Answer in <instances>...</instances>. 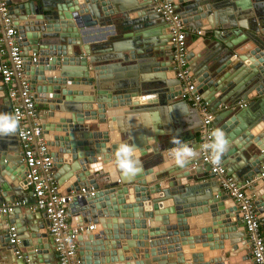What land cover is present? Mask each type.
Returning <instances> with one entry per match:
<instances>
[{"label":"water","instance_id":"1","mask_svg":"<svg viewBox=\"0 0 264 264\" xmlns=\"http://www.w3.org/2000/svg\"><path fill=\"white\" fill-rule=\"evenodd\" d=\"M168 1L198 35L191 42L185 33V59L195 93L214 114L212 130L223 129L230 141L221 165L264 223V0ZM5 4L59 193L93 192L66 205L71 226L93 225L76 235L79 264H253L240 247L246 239L235 204L218 181L201 179L209 168L200 157L175 167L168 152L174 136L199 148L200 118L178 96L168 25L151 0ZM242 64L247 73L237 79ZM238 101L248 105L231 110ZM0 113H11L1 81ZM120 115L142 127L126 142L143 166L132 179L115 164ZM170 122L190 133H171ZM24 174L15 135L0 137V202L23 198ZM37 213L20 218L14 209V223L0 217V264H57L45 215ZM188 223L198 232L190 235Z\"/></svg>","mask_w":264,"mask_h":264},{"label":"built area","instance_id":"2","mask_svg":"<svg viewBox=\"0 0 264 264\" xmlns=\"http://www.w3.org/2000/svg\"><path fill=\"white\" fill-rule=\"evenodd\" d=\"M154 10L168 25L169 45L172 50L174 77L180 82L179 98L195 109L200 118L198 146L208 142L212 130L213 114L207 104L195 93V83L187 69L185 26L168 0H151ZM196 33V32H195ZM19 37L13 26L5 0H0V81L6 88L11 114L20 121V129L15 134L19 144L22 165L25 168V185L31 192L33 203L30 209L43 211L47 221L46 235L53 245L57 264H79L77 259L76 235L93 229V225L71 226L66 216V205L73 197L91 196V189L80 188L77 192L60 194L53 179V163L42 131L35 118L36 108L23 72L24 58L17 44ZM35 61V56H31ZM246 103L239 101L233 109H243ZM201 166H207L209 173L219 183L222 193L236 206L241 216V224L246 239L250 259L253 264H264V237L261 220L256 216L253 198H248L243 187L229 176L221 163L214 165L209 154L201 150ZM264 174H260L263 176ZM26 206L24 200L0 202V217L8 216L14 209ZM8 240L15 241L14 228L8 229Z\"/></svg>","mask_w":264,"mask_h":264},{"label":"clouds","instance_id":"3","mask_svg":"<svg viewBox=\"0 0 264 264\" xmlns=\"http://www.w3.org/2000/svg\"><path fill=\"white\" fill-rule=\"evenodd\" d=\"M20 129L19 119L11 113H0V137L17 134ZM174 146L168 150L173 164L178 168H186L201 155V150L209 154L212 164L219 165L223 156L229 151L230 141L223 129L215 128L209 134L208 142L197 147L178 137L170 141ZM137 148L129 143H120L115 151V164L125 179L135 178L143 171V166L136 156Z\"/></svg>","mask_w":264,"mask_h":264},{"label":"crops","instance_id":"4","mask_svg":"<svg viewBox=\"0 0 264 264\" xmlns=\"http://www.w3.org/2000/svg\"><path fill=\"white\" fill-rule=\"evenodd\" d=\"M203 28H205V24L203 25ZM185 33H189V35H190V39H189V41H195L197 38H198V35L193 31V30H190V29H188V28H186L185 29ZM188 40H187V38H186V42H187ZM189 41H188V44H189ZM111 42V41H110ZM197 62L198 61H196L195 63L197 64ZM189 66L187 65V69L189 70ZM246 69H247V67L244 65V64H242V66L240 67V69L238 68L237 70H236V72H238L239 73V70H240V73H239V75L241 74V76H238V78L237 79H239V77L240 78H242V76H243V74L246 72L247 73V71H246ZM235 72H233V70L232 69H230V70H228V72L226 73L227 75H233ZM106 76H111V73L110 74H107V75H105V77ZM192 77V79H193V76H191ZM246 103V106L248 105L247 104V102H245ZM222 109V107H219V108H217V110H221ZM38 110H40V109H37V111ZM216 110V112H219V111H217ZM121 117H122V125H123V127L122 126H120V130L122 131V136H121V138H120V136H119V142L116 144V145H119L120 143H126L127 141L129 142V140H131V138L129 137V135L128 134H130V135H133L134 134V132H136L137 133V131H141L142 130V127L140 128V127H135V126H133V124H130L129 122H128V120H127V116H123V115H120ZM141 118V117H140ZM213 119H214V114H213ZM212 122H213V120H212ZM211 122V123H212ZM212 126V125H211ZM98 131L97 132H102L101 130L102 129H100V124H98ZM169 129H170V132L172 133V132H175V131H177L178 133H184V132H187V133H190V131L188 130L189 129V126L186 124H184V125H178V124H176V123H173V122H170V124H169ZM117 131H118V129H117ZM50 136V135H49ZM195 136H196V140H197V137H198V133H195ZM124 138V139H123ZM110 145V144H109ZM112 145V144H111ZM113 145H115V144H113ZM194 147H196V145L194 144ZM71 179H73V178H71ZM201 179H204V180H213V181H215V182H217V180L215 179V177H213L212 175H210V173H204V175L201 177ZM72 181V180H71ZM245 186H246V188H248L249 186H250V184L248 183V182H246V184H245ZM30 195V190L27 188L24 192H23V194H21V196L23 197V198H20V199H17V198H14L13 199V201L14 200H24L25 202H26V206H23V207H20L19 209H20V214L18 215L20 218H23L24 216H26L27 215V213H28V211L30 210L35 216H37L38 217V213H37V211H33L32 209H30V206L32 205V203H33V198L32 197H30L29 196ZM2 203H7V202H5V201H3ZM4 217V216H3ZM2 217V218H3ZM201 217V216H200ZM8 218L9 219H11L12 220V222L14 221V218H13V215H8ZM194 219H196V217H194ZM68 221H69V223H70V225H71V221H70V219H68ZM34 222H36V221H34ZM43 222H44V224H45V226H44V231H45V234H46V229H47V221H46V219L45 220H43ZM14 223V222H13ZM261 223H262V229H263V237H264V223L261 221ZM88 225H92V223H90V224H88ZM87 226V225H86ZM42 231V230H41ZM41 231H39V232H41ZM188 231H189V233H190V235L191 234H195V233H197L198 232V230L195 228V226H194V224H192V226L190 227V229H189V227H188ZM47 236V235H46ZM245 248H246V252L249 254V252H248V248H247V244L245 245ZM51 251H52V249H51ZM53 252V251H52ZM53 255H54V253H52ZM54 262H56V260H54ZM144 263L145 264H151L150 263V258L149 259H146L145 261H144Z\"/></svg>","mask_w":264,"mask_h":264},{"label":"bare ground","instance_id":"5","mask_svg":"<svg viewBox=\"0 0 264 264\" xmlns=\"http://www.w3.org/2000/svg\"><path fill=\"white\" fill-rule=\"evenodd\" d=\"M139 121H140V119H139ZM192 226V224L191 223H188V227H189V229H190V227ZM241 247V249H245V244H243L242 246H240Z\"/></svg>","mask_w":264,"mask_h":264},{"label":"flooded vegetation","instance_id":"6","mask_svg":"<svg viewBox=\"0 0 264 264\" xmlns=\"http://www.w3.org/2000/svg\"><path fill=\"white\" fill-rule=\"evenodd\" d=\"M239 102V101H238ZM231 108V107H230ZM42 135H43V137H44V134L42 133ZM197 139H198V137H197ZM53 163V162H52ZM53 166V165H52ZM53 169H54V167H53ZM54 171H55V169H54Z\"/></svg>","mask_w":264,"mask_h":264}]
</instances>
